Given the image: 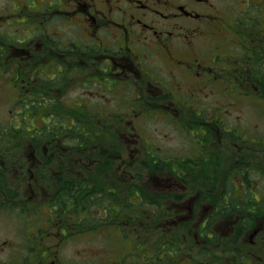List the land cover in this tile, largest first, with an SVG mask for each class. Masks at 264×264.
Here are the masks:
<instances>
[{"label":"flooded vegetation","instance_id":"af4514ba","mask_svg":"<svg viewBox=\"0 0 264 264\" xmlns=\"http://www.w3.org/2000/svg\"><path fill=\"white\" fill-rule=\"evenodd\" d=\"M232 1L235 5L227 3L219 12L215 0H0V81L9 82L22 110H28L30 88L43 101L44 77L52 78L57 94L62 85L70 90L96 86L95 97L120 89L128 96L125 88L132 86L130 101L143 100L148 110L179 121L182 128L191 126V135L200 137L201 153L171 158L178 177L195 179L191 187L171 188L176 217L163 222V227H178L183 243L185 225L192 226L195 245L187 249L200 257L184 264H264V135L243 126L239 116L228 128L222 108L223 103L231 111L239 99L247 106L259 97L264 108V0H244L255 13L244 19L234 14L240 0ZM54 22H62L69 34L56 39ZM22 26L19 35L13 27ZM208 35L212 39L204 43ZM84 94L85 105L95 106L97 114L107 107ZM226 95L232 100L223 102ZM211 96L222 103H209ZM88 114L94 119L93 110ZM27 131L0 138V205L15 203L23 190L31 213L21 218L34 228L25 238L33 256L41 254L34 264H60L62 236L75 239L88 231L86 207L82 195L77 212L68 197L62 199L63 209L53 206L49 138L63 148V135ZM5 138L10 147L2 145ZM41 182L45 197L38 198ZM72 226L81 232L72 235ZM155 259L150 245L149 264ZM12 262L28 264L26 257L0 264ZM114 264L139 263L132 257Z\"/></svg>","mask_w":264,"mask_h":264},{"label":"rangeland","instance_id":"374dc122","mask_svg":"<svg viewBox=\"0 0 264 264\" xmlns=\"http://www.w3.org/2000/svg\"><path fill=\"white\" fill-rule=\"evenodd\" d=\"M215 2L219 3V9H218L219 12L224 11L227 8L228 6L227 3H229L230 6H232V4L235 5V3H233L232 0H215ZM239 2H240L239 11H237V14H239L243 19L246 16L252 18L255 15L254 6H251L244 0H240ZM52 26L59 29L60 34H58L56 39L59 37V35H63L65 32L69 34L68 30L65 28L62 22H58V23L54 22ZM13 28L14 31L17 32L19 35L24 33V26L13 27ZM204 39H205L204 43H210L212 38L210 37V35H208L205 36ZM154 62H158V60L155 59ZM9 88H10L9 82L5 80L0 81V136L3 135V137H4V132L6 131L4 129L5 128L4 123L9 124L10 126L20 125L22 126L21 127L22 129H25L23 128L24 125L26 127L31 128L34 125H38L41 122L39 118L43 117L38 115L37 119L33 121L24 120V116L22 114H20L19 112H15V110L17 111L21 107L18 105L15 107V109H13L14 105H11L12 100H14L15 98V92H12ZM97 89L98 87L92 86L91 87L92 91L82 88L79 90L78 89H72V90L76 91L74 96H78V95L82 96L81 94H84V90H85L86 94L92 95L93 98L95 99L99 98L100 102H104L105 105L107 107H111V109H119V104L127 101V96H123L124 94L127 93H122L121 89L119 90V92L117 90L116 91L107 90L103 92L104 93L103 95L99 94L98 96L95 97L94 93L95 94L99 93V91L95 92ZM125 89L129 91L128 93H130V91L135 90L132 86ZM258 99H254V101L250 105L248 104L249 103L248 100L247 106H245L244 103L245 99L241 98L237 103V105H239L238 108L233 106L234 109L231 108V111L229 110V108H227V105H224L220 100L215 99V97L213 96H211L208 99V101L211 104L222 103L223 114H224L223 118L226 119L228 128L231 127L232 123H235L236 120L235 118L239 116V120L243 123V126L248 127L252 131L261 132L264 135V108L262 105H260V102L258 103L257 101ZM231 100L232 99L227 95L222 98L223 102L231 101ZM147 110L148 107H144L142 110L140 108L139 111H137L134 115L131 114L130 118L133 116L135 117V119H132V123H133L132 125L135 128V129L132 128V130H134V133L132 134V140L128 144L127 142L125 143V140L122 138V141H124L125 152H127L128 155L131 154V158H134V154H132L130 145L134 141L133 137L135 136L134 134L136 132L138 136H142L141 138L142 143H144V141H148L149 143L151 142V145H154L160 151L161 156L172 157L173 155H177V156H181L182 158V156L190 155L192 151H199L201 153L200 137H197L195 139L194 137L195 135H191V131H192L191 126L189 127L182 124L183 125L182 128L179 125V121L173 122L172 119L165 117L163 113L158 114L157 112L153 113L152 111H150V109L149 111ZM24 111L27 112L28 110L25 109ZM181 116L182 113L181 115H179V118H181ZM15 117L17 118L15 119ZM182 119H185V114L183 115ZM142 143H138V144L143 147ZM2 145L4 147L5 146L10 147L11 143L9 142V140H7V138H5L4 142H2ZM135 151H138V149H136ZM0 154H3L1 150H0ZM120 161H122L121 164ZM120 161H117L116 165L110 168L103 167L102 161H99L98 164L95 166L94 164H91L93 167H91L87 163L83 168L88 167L87 170H89L90 172L91 171L99 172L100 175L99 177L101 181L106 182L108 184L107 188L111 189L117 183L114 180V178L118 180L117 174H120L122 173V171H125L124 170L125 166L123 162L124 159L122 158L120 159ZM83 168L82 170H78V172H81L84 175L87 174L88 176L89 172L88 171L84 172ZM126 169H130V168L126 167ZM162 170L163 171L160 172L158 169L156 170L145 169L141 171L140 178L143 181H146L145 186L156 185L158 184V182L163 181V180H159L162 179L161 175L162 177H164V175H167L168 180L172 178L173 175H171V172L168 171V169H164L162 167ZM152 174H154V176H152ZM128 176L130 177L131 175ZM12 177H14V175ZM88 177H90V175ZM88 177L86 180L87 182L89 180ZM164 179L166 178L164 177ZM194 180L195 179L193 178L192 179L183 178V181L180 182V186L185 185L191 187L195 185ZM134 181L137 182V179H135ZM27 183L29 184L30 182L27 181ZM196 184L198 183L196 182ZM19 193L20 194L17 195L16 199L13 201L15 203L11 205L9 204L0 205V263L3 262L4 260L8 261L9 258H12L13 260L15 258L21 260L22 257L24 259L26 257V261L28 264H34L37 260L35 258L40 257L41 254L38 256H33L34 254V252L32 251L33 249H30L31 243L27 238H25L27 234L29 232H32L34 228L32 226L29 227L27 222L21 218V216L28 217L31 212H29L30 211V209L28 208L29 203L28 200L23 195V190L20 191ZM1 202H4L3 197L0 198V203ZM104 203H105L104 199H101L99 205L102 206ZM163 203L166 204V206L169 207V209L173 207L175 204L174 202L169 203L166 201H163ZM94 211L96 210L94 209ZM188 212L189 210L186 213L189 214ZM91 214L97 215L93 212L92 213L89 212L85 216L88 217ZM41 222L46 223L44 220ZM156 230L157 229L150 231L149 233L152 236L150 240L148 242H145L144 244L142 242L137 248L134 246L133 241L129 237L122 238V235L120 234L119 230H116L110 226L101 229L100 228L92 229L90 230V232L88 230L86 233L82 232L75 239L70 237V235L67 236L63 235L62 239L64 240V243L61 245V247H58L57 249L59 255L58 262L60 264H73L77 262L78 263L83 262L85 259H89L88 264H114L115 260L121 258L122 256H125L128 259H131L132 257L134 259H137V257L141 254L144 255L149 254L150 245H151V251L155 252L157 258L158 254L156 250L157 249L156 245L160 244L161 239H160V235H158V232ZM153 237H155V239ZM53 240L54 239L48 240L47 243L53 242ZM143 246L144 248L141 250ZM28 256H30V259ZM164 256H170L171 264H177L183 260V257H177L174 254H170L169 252L164 254ZM139 260H141V258ZM10 264H14V263L12 262Z\"/></svg>","mask_w":264,"mask_h":264},{"label":"trees","instance_id":"16d2710c","mask_svg":"<svg viewBox=\"0 0 264 264\" xmlns=\"http://www.w3.org/2000/svg\"><path fill=\"white\" fill-rule=\"evenodd\" d=\"M256 56L258 57L257 53ZM257 64L258 63L255 64V69H257ZM43 81L45 86L43 91L44 102L42 103L41 101V94L38 91L36 92V89L30 88V92L28 94V103L30 105L26 104L28 105V111L25 113L21 109V112L19 113L24 116V120L26 121H33L38 114L44 117L41 123L35 126L37 129H30L24 125V128L28 129L31 133H52L63 135V148L58 147L57 138H49V162L51 164L53 175L55 174L56 176L55 179L53 178L51 183V196L54 197L53 206L63 209V203L65 201L62 199L68 197L67 203L71 207L74 205L75 209L74 207L71 209L72 211L77 212L80 210L77 206L79 202L78 196L80 195H82L84 205L87 207L89 202L95 198V194L104 195L110 193L111 195V193L118 194L121 192L122 194L126 193L130 197L134 194L133 191L136 189H142L140 185L134 181L135 179H139L141 171H143L139 165H129L131 171L125 170L122 171V173L117 174L118 180L114 178L115 182L117 183L111 189L107 188L108 184L106 182L101 181L99 172H90L87 170L88 167L83 168L87 163L93 167L91 164L94 163L97 165L99 161L103 162V167L110 168L115 166L117 161L122 159L124 154L127 155V158L130 157L127 152H125L124 141H122L121 135L117 133V129L120 128L121 119L124 118V116L121 114L123 113L122 108L112 111L106 107L104 110L99 109V114H97L95 106L90 107L85 105V99L83 100L79 97L71 98L68 90L62 85L60 86V90H58L59 94H57L56 90L52 88L54 82L51 77L43 78ZM47 97L54 99L53 101H47L45 100ZM55 99L59 101V104L55 101ZM20 100L22 101L21 97L18 101ZM131 102L137 105H143L144 103L141 99L135 101L131 100ZM92 110L93 113H95V117L94 119L90 120L88 113ZM102 111L106 113L105 116H108L109 113L111 114L108 121H105L106 119L103 117L104 115ZM4 129L6 130L4 132V137L25 136L29 133L26 130L24 133L22 128H20L18 125L10 126L8 124L7 128L5 127ZM0 137L4 138L3 135ZM148 153L150 154L149 158H145L142 161L145 163L144 166L147 169L156 170L155 167L161 166L163 168H168V171L176 172L170 167L174 164L165 163L164 161L161 163L160 154L157 150L155 152L148 151ZM63 166L65 167L63 168ZM126 167L128 166H125V169ZM82 168L84 169V172H89L90 177H88L89 175L87 176V174L84 175L83 173L78 172V170H82ZM128 175L131 176L129 177ZM86 176L89 179L88 182L86 181ZM36 186V191L38 192V195H40L38 197H45L46 188L43 183L40 185L37 183ZM128 196L119 195L118 197V204L121 207H118V212H116V214L118 215L117 217L119 218V222L127 219L131 225V227L125 226V229L122 228L123 230L121 231V234L124 238L128 235V237L134 240H136L137 237L142 239L147 235L148 230H150L149 226L148 228H144V218H147V214L144 212L145 209L140 211L135 210L133 213L125 212L124 207L133 206V203L137 204L140 201L134 198L133 203H130L132 199L127 198ZM123 201L126 202L123 203L122 206L121 202ZM154 204L155 206L151 208V211L155 212L157 216H162V213H160V204ZM60 209L56 210V212H59ZM78 218L79 217L77 215V219ZM87 218V225H89L91 218ZM139 224L140 226H138ZM73 226L71 227V232L74 230ZM76 230L77 231H73L71 234L75 235L81 232L79 226ZM158 231H160V228H158ZM145 242L146 239L143 244ZM160 246L162 247V243ZM170 247L169 253L177 256L179 251L175 250L176 246L170 245ZM143 248L144 246L141 248V250ZM161 259V262L164 264H171L170 256H164L163 258L161 257Z\"/></svg>","mask_w":264,"mask_h":264}]
</instances>
